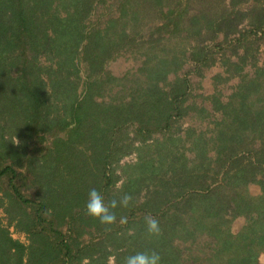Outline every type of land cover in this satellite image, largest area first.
<instances>
[{"label": "trees", "instance_id": "trees-1", "mask_svg": "<svg viewBox=\"0 0 264 264\" xmlns=\"http://www.w3.org/2000/svg\"><path fill=\"white\" fill-rule=\"evenodd\" d=\"M116 1L103 23L108 0H0V264H264V0ZM128 51L136 69H106ZM219 59L199 105L190 76Z\"/></svg>", "mask_w": 264, "mask_h": 264}, {"label": "rangeland", "instance_id": "rangeland-1", "mask_svg": "<svg viewBox=\"0 0 264 264\" xmlns=\"http://www.w3.org/2000/svg\"><path fill=\"white\" fill-rule=\"evenodd\" d=\"M230 1L231 0H226L227 5L230 4ZM175 3L176 1L173 0L170 3V5L174 6ZM250 5H253V2H249L248 4H243L241 8L248 9ZM119 6H120V3L117 2L116 0H108L107 6L100 8V11L96 13V16L93 18L94 21H96L97 19L99 20V18L101 17L100 20L101 22L104 23L109 18V14L111 13V11L112 13H115V15H118ZM198 6L197 4H192V10L190 12V15L197 13L196 8ZM105 7L107 9L110 8V10L106 9L107 10L106 11ZM150 17L147 18L146 23H149V22H152V23H149L148 26L144 28L143 32H145L146 30L148 31L149 27L154 26V25L156 26L160 22L158 21V18L153 17V16H150ZM221 40H223V37H220L219 41ZM141 41L142 40L139 38V43ZM191 44L193 43L191 42L190 45ZM263 51H264V42L261 45V52ZM136 55L137 54L135 53V51L123 52L121 55L117 56L114 60L110 61L107 64L106 69L116 76H119V77L124 76L125 74L132 72V70L137 68L138 64L135 60ZM190 69H193V65L191 63H188L184 66L183 72L188 71ZM219 74H225V69L221 66L220 59L216 65L204 71L203 77H199L198 75H191L190 77H191V82H192V94L194 96L192 98V101H195L199 105H202L204 98H208L214 95L216 92L214 79ZM237 84H238V80L232 79L228 83L219 85L218 90L223 95L222 99L226 100V97L229 96L233 92V88ZM209 104L210 103L208 101L205 102L206 106H209ZM188 125H189V122L185 123L184 127H187ZM199 127L203 130H209L213 128V125L207 122V123L202 124L201 126L199 125ZM135 160H136V156L133 154L129 157H126L122 161V163L124 164L126 162H133ZM251 193L256 195L258 193V189L256 187H251ZM0 217L2 219H5V216L4 214H2V212H0ZM4 222L6 221L4 220ZM244 223L245 222L243 219L236 220V222L233 225L234 230L238 231L244 225ZM11 234L13 238L20 240L25 245L28 244L27 237L24 234H19L15 232L14 228H11ZM109 264H115V260L111 258L109 261Z\"/></svg>", "mask_w": 264, "mask_h": 264}, {"label": "clouds", "instance_id": "clouds-1", "mask_svg": "<svg viewBox=\"0 0 264 264\" xmlns=\"http://www.w3.org/2000/svg\"><path fill=\"white\" fill-rule=\"evenodd\" d=\"M129 197L125 196L121 203L127 205ZM117 202L113 200L111 202V208H116ZM88 215L97 218L102 224H112L116 216L109 210V206L105 204L103 195L95 188L91 189L88 193V199L85 205ZM148 228L150 233H158L160 231L159 224L154 219H148ZM83 264H89L87 258H84ZM125 264H160V256L157 254H145L138 253L134 256H129L126 259Z\"/></svg>", "mask_w": 264, "mask_h": 264}]
</instances>
